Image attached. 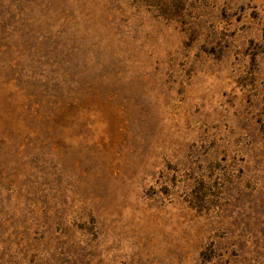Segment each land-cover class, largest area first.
<instances>
[{"label":"rangeland","instance_id":"374dc122","mask_svg":"<svg viewBox=\"0 0 264 264\" xmlns=\"http://www.w3.org/2000/svg\"><path fill=\"white\" fill-rule=\"evenodd\" d=\"M0 264H264V0H0Z\"/></svg>","mask_w":264,"mask_h":264}]
</instances>
